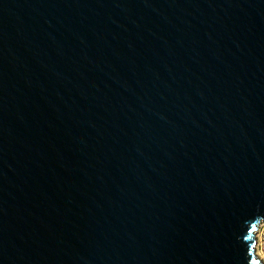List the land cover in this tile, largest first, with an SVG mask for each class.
Returning a JSON list of instances; mask_svg holds the SVG:
<instances>
[{"label":"water","instance_id":"water-1","mask_svg":"<svg viewBox=\"0 0 264 264\" xmlns=\"http://www.w3.org/2000/svg\"><path fill=\"white\" fill-rule=\"evenodd\" d=\"M264 0H0V264H263Z\"/></svg>","mask_w":264,"mask_h":264},{"label":"built area","instance_id":"built-area-1","mask_svg":"<svg viewBox=\"0 0 264 264\" xmlns=\"http://www.w3.org/2000/svg\"><path fill=\"white\" fill-rule=\"evenodd\" d=\"M257 252L258 257L264 264V222H261L257 229Z\"/></svg>","mask_w":264,"mask_h":264},{"label":"bare ground","instance_id":"bare-ground-1","mask_svg":"<svg viewBox=\"0 0 264 264\" xmlns=\"http://www.w3.org/2000/svg\"><path fill=\"white\" fill-rule=\"evenodd\" d=\"M257 255H258V252H257Z\"/></svg>","mask_w":264,"mask_h":264}]
</instances>
